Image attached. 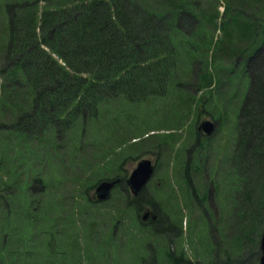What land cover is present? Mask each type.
<instances>
[{
    "label": "trees",
    "instance_id": "1",
    "mask_svg": "<svg viewBox=\"0 0 264 264\" xmlns=\"http://www.w3.org/2000/svg\"><path fill=\"white\" fill-rule=\"evenodd\" d=\"M198 1L0 0V170L5 174L0 186V230L4 236L9 233L3 243L11 239L15 243L3 244L0 254L13 257L16 252L20 264H33L36 244L49 249L62 243L64 264H107L103 263L104 253L107 261L112 257L113 264H121L115 245L124 246L126 237L138 233L141 243L150 238L157 242L161 234L158 216L144 228L136 212L148 202L157 213L159 201L144 188L130 197L126 173L120 168L122 161L133 158L138 150L158 156L167 153L172 158L175 146L182 154L179 163L190 159L193 164L191 174H201L202 163L216 154L221 158L216 179L221 194L227 196L229 240L237 247L234 252L238 253L242 241L258 242L264 229V0H251L248 16L232 15L223 27V37L238 49L249 79L231 143L211 142L200 147L204 158L187 152L184 160L186 148L192 144L185 138L177 141V136L170 135L158 144L142 146L140 132L137 137L124 134L138 117H144L140 105L156 106L160 101L158 110L166 108L168 115L184 103L178 98L182 86L174 77L194 75L196 93L211 85L208 54L212 57L222 45L217 43L220 39H214V32L204 27L207 23L221 30L214 9L218 0H210L205 11ZM243 1L227 0L231 12L240 9ZM221 56L223 65L235 67L230 53ZM186 58L189 64H182ZM199 97H203L202 92ZM229 102V108L234 109V102ZM197 137L192 139L196 147ZM14 152L36 157L38 170L28 168L20 175L18 163L7 165ZM116 178L119 181L108 198L91 200L88 188ZM165 178V185H174L167 174ZM7 189L13 191L8 193ZM80 199L98 206L96 212L83 215ZM132 207L134 217L129 215ZM101 208L110 210L109 217ZM12 214H18L21 223L6 229ZM106 217L110 222L123 223L130 234L121 241L110 224L100 238L96 227L84 221ZM65 219L69 222L64 236L61 222ZM135 228L137 232H133ZM15 233H22L21 237L16 239ZM83 236L85 245L81 243ZM228 254L227 264H231V251ZM183 255L182 248L179 258ZM141 257L138 255L137 264H146ZM210 260L213 257L207 264ZM148 264L182 261L167 258L162 263L159 253L152 249Z\"/></svg>",
    "mask_w": 264,
    "mask_h": 264
},
{
    "label": "rangeland",
    "instance_id": "2",
    "mask_svg": "<svg viewBox=\"0 0 264 264\" xmlns=\"http://www.w3.org/2000/svg\"><path fill=\"white\" fill-rule=\"evenodd\" d=\"M210 2H211L210 0H199L198 4L205 11L206 5L209 4ZM251 2H252L251 0H244L242 2L240 9L233 10L231 12L230 10L231 4L228 5L227 0H218L217 2L218 4L216 5L217 7L216 8L214 7V9H217L218 11V17L216 20L217 23L220 22L221 30L218 27L214 30L212 26L209 27L207 23H205L206 25L204 27V30L207 32L213 31L215 36L214 39L217 40L220 39L221 41L218 40L217 43H219V45H222L215 51V53L216 52L218 53L216 57H215V53L212 54V57L211 54H208V58H209L208 67L212 74L211 85L208 88H202L201 91L196 93L195 91L196 81L194 75H190L187 77L184 76V78H182L181 76L174 77L175 82L180 83L182 86L183 91L182 94L180 95L181 98L180 97L178 98L181 99V101H184V103L180 107L176 108V112L169 113L168 115H165L167 111L166 108H162L158 110L157 107L161 105L160 101L156 104V106L151 105V103L148 106L140 105L142 107L144 117L143 116L138 117L136 123L134 124L131 123L128 129L124 131L125 135L130 134L131 136L137 137L136 134L140 132L138 138L139 136H142L143 141L139 142V144L142 146L144 145L147 146L148 144H154V143L158 144V142H160L165 136H170V135L177 136L178 137L177 141L179 139L185 138V141H187V143L189 144L192 143V144L190 147L186 148L188 151L186 150L184 160H186L187 152L189 153L190 156H194V153L197 152L196 154L197 159L204 158V152L200 147H204V145H207L211 142L213 144H216L218 142H220V144H225V142L231 143L233 141L234 139L233 136L235 131L233 132L232 128L234 129L235 122L237 123V112L239 110L242 99L248 89L249 79L246 73L245 64L242 61L243 58L241 54L238 53L237 55L236 51L238 49L236 50L231 45H228L227 37H223V32H224L223 27L224 26L226 27V25L230 23L232 15H237L238 18L241 16H248L250 12L247 6ZM227 6H229V8ZM241 10L243 12H241ZM234 29L236 30V27H233V30ZM233 51H235V53H233ZM225 53H230L232 58L235 60V67L223 65V62L225 61L222 62L221 55ZM182 64H189L188 59L187 58L184 59ZM247 68L249 70L251 67H247ZM221 77L225 79H221ZM201 92L203 94V97L200 98L199 96L201 95ZM191 95H194L193 99ZM187 100L189 105H187ZM229 101L234 102V109L229 108L230 106ZM237 103H239L238 108L236 106ZM213 114L215 117H213ZM205 119L212 121L215 127L214 129L211 130V132L208 133L207 137L202 136L203 138H201L198 142V147H199L198 148L195 145H193L194 140L192 141V138L195 137L196 135L198 137L200 136V133L202 131L197 132L196 127L198 123H200ZM230 128L231 131H229L228 134L227 130H230ZM192 148L193 150L191 152L190 149ZM175 149L178 150L176 146ZM177 150L172 154V158L170 157L171 155L167 153L158 156L149 151L140 153V150H138V152L134 154L133 158H127L122 161L120 169L123 173H126L127 175L131 171V169L135 166L139 158L149 157L153 159L157 164V174L154 176L153 180L149 183V185L145 190L148 191L146 193L150 192L151 195L157 197L159 201L157 202V205L159 206L163 203L164 200L170 202V200L166 199V197L162 192V188L166 184V180H168L165 178V174H167L170 177L171 183L174 184L175 181L173 178H176L178 180L179 179L178 174H182L185 177H187V174L188 175L190 174L191 166L193 165L192 164L188 168L191 162L190 159H187L184 163H179V158L182 156V154L181 152L178 154L179 151L177 152ZM11 153L12 152L8 153V155H10ZM218 154H221L220 151H218ZM14 155L15 156H13L12 154L13 158L12 157L10 158V160L7 162V165H10L12 162L18 163L19 164L18 168L21 170L20 175H24V171H27L28 168L32 169V171H35V169L38 170L36 166V162L38 160L36 159V157L26 155L22 152H14ZM7 158L8 156H6V159ZM159 159H162V161L158 162ZM220 159L221 158L218 157V155L216 154L214 158L208 159V161L206 160L202 163V165H206L208 167L206 173L208 174V172L210 171V174L207 175L206 180H207V186H210V190H212V196L209 198V203L207 204L208 208L203 207L202 203L200 202V205H197L198 208L197 210L198 211H200V209L203 210V213L208 216V220H207L208 229L205 227L201 228L200 223L194 219V216L192 214L190 213L184 214L183 212L184 217L182 219L183 221L181 220V222H182V231H184V236H183L184 240L182 241V245L185 248L186 255L191 258L192 264H205L206 260H208L205 259V257L202 255H198V256L193 255L192 249H194V246L192 245L191 247L188 241L189 240L188 237L191 235L192 232L195 234L196 237L195 239L197 238L205 239L206 236L207 237L210 236L212 238L213 249L217 250L218 248L224 250L225 253L221 252L217 257L212 256L214 262L213 264H227V262L229 263V261L227 260V254L230 251H231L230 257H232L231 264H259L258 259L260 252L259 249L260 234L258 236V242L256 241L255 245L251 243H245V241H242L244 244L242 243L241 246H239L238 253L234 252L237 249V247L236 248L234 247V244L236 243L229 240V225H228L229 206L227 202V196L226 193L221 194V190H220L221 187L217 185L218 181L216 179V173H215V171L219 169V163H221ZM225 160L226 159L223 160L224 168L226 167ZM0 161H1V157H0ZM37 163L38 165H40V162ZM3 166H6L5 163L3 164ZM0 174H1L0 175V186H1L2 183L1 179L5 178V174L1 173V170H0ZM205 176H202V178L200 179L198 177L197 178L198 180L196 178H192L194 183H196L197 189L200 191L204 190V182L202 179H204ZM171 187L174 193L177 194L179 193V189L176 186H171ZM7 190L8 193H11L13 191V189L10 190L7 189ZM34 190L35 188L32 187L31 191L34 192ZM88 195L89 197H91L92 200L94 197V187L88 188ZM181 198L184 199L183 196H181ZM7 199L9 200L10 198L8 197ZM1 204L5 205L4 203ZM74 205L76 206V203H74ZM79 205L83 208V210L85 209L83 215H89L90 213H95L98 208V206L95 207L93 204L87 203V201L85 200H81V203ZM10 206L12 205L10 204ZM64 206L66 207L68 213L71 212L72 208H70L68 204L65 203ZM146 208L152 209V206L148 202H144L141 205L140 210L136 212L138 214V219ZM100 210H102V212L109 217L108 211L110 210L108 208H104V209L101 208ZM80 214L81 213L78 210V216ZM129 215L130 217L135 216V211L133 207L130 209ZM209 215L212 217L211 220L209 219ZM222 216H223V221L222 219H220V217ZM108 217H106L105 219L103 218L97 219V221H93L91 219L90 220L86 219L84 221L90 222L94 227H96L97 234H101L100 238H102V235L104 236L106 234L104 230L105 229L107 230V226L110 224L113 227L114 232L118 233V235L121 236L122 238L121 241L124 239V237L130 234V229L124 228L123 223H118L115 221H114L115 223L110 222V219H108ZM81 218L84 219V216H82ZM127 221L128 220H126V222ZM0 222H2L0 223V227H1L3 226V221L0 220ZM17 222L18 224L21 223L20 216L18 214H12L9 216V223H8L9 225L6 224L4 225V227H7L6 229H9L10 226L12 227ZM68 222L69 221L67 219L61 222L64 225V230H65L64 236L68 232ZM72 223L73 224L75 223L74 220ZM214 223L216 224V228L213 227ZM58 224L60 223L58 222L57 226ZM137 230L138 229L135 228L133 232L134 231L137 232ZM47 232L49 231L47 230ZM21 234L22 233H15L14 235L16 239H18L21 237ZM135 234L136 237L129 239L126 237V239L123 241L124 246L120 247L121 245L119 246L118 243L115 245L116 248L119 247V250L116 252V256H117V260L121 264H137L138 255L141 257L144 254H145V258L141 257V262L144 261L147 263L150 260V256L152 254V250H151L152 247L154 248V250L156 249V251L158 250L161 251V247H162L161 241L150 243L151 247L149 244L142 245L140 242L141 240L139 241L137 238L139 236V235L137 236L138 233ZM36 235L38 236L37 233ZM8 236L9 233H7V235L4 236L2 231L0 230V247H2L3 244L4 246H9V244L11 245L15 244L13 242V239L3 243L4 239ZM83 238L84 236L81 239L82 241L81 243L85 245L86 241ZM185 240H187L188 242ZM138 243L142 248L138 246ZM34 248H35V252L32 254L33 264H64V259L62 255L63 252L62 243L55 248H54V244H52V247L50 246L49 249L41 244H36ZM66 251L67 248L65 249V253ZM4 252H6L5 249ZM2 254H0V264H9V261L11 260H12L11 264H20V259L17 258V256H15L16 252L14 253L13 256L15 257V259H13V257H6ZM106 254L107 253H104V255L102 256V259L104 260L103 263L108 264L109 262L113 264L112 257L109 258V260L107 261ZM1 257L3 258L1 259ZM14 260H16L17 263ZM5 261H7V263H5ZM234 261L236 262L234 263Z\"/></svg>",
    "mask_w": 264,
    "mask_h": 264
},
{
    "label": "flooded vegetation",
    "instance_id": "3",
    "mask_svg": "<svg viewBox=\"0 0 264 264\" xmlns=\"http://www.w3.org/2000/svg\"><path fill=\"white\" fill-rule=\"evenodd\" d=\"M198 127H199V123L197 124L196 131L197 132L202 131ZM205 135L206 134L202 131L199 137H197L196 135L194 138L196 137L200 138ZM191 165L192 164L190 163L188 168ZM203 166H204V171H206L207 166L206 165ZM207 175L208 174H206L205 178L203 179L204 180L203 191L198 190L196 183H194V181L192 180V178L197 179L200 176L199 173H194V174L190 173L189 175L187 174V177H185L182 174L178 175L179 179L178 180L176 179L177 182L175 185L179 189L178 194L173 192L171 186L164 185V187L162 188V192L164 196L166 197V199L170 200V202L164 200L163 203L159 205V211L157 212L158 219H160L159 224L161 225V235H160V240L162 243L161 252L164 255H166V258H176L181 260L182 264H192V260L190 257L189 259H186V256L183 255L182 256L183 259L179 258L181 255V246H180L181 227L179 221L182 212L190 213L194 216V219L200 223L201 228L205 227L208 229V225H207L208 216L204 214L203 210H201L200 208H199L200 211L197 210L198 209L197 205H200V202L202 203L203 207L208 208L207 204L209 203V198L212 196V190H210V186H207V180H206ZM146 188L147 186L144 187V189ZM127 190L130 193L128 187ZM181 196H183L184 199H182ZM211 218L212 217L209 215L210 220ZM220 219H222L223 221V216L220 217ZM142 221L143 223L151 224V222L153 221L152 214L149 213L145 219L142 218ZM213 227L216 228L215 223L213 224ZM188 238H189L188 241L190 243L189 245L191 247L192 245L194 246V249H192L193 255H197V256L202 255L205 257V259H209L212 256H216V257L219 256L221 252L225 253L224 250L222 249H218V248L217 250L213 249L212 238L210 236L209 237L206 236L205 239L202 238L195 239L196 238L195 234H191ZM210 263L213 264V260H210ZM205 264H207V262Z\"/></svg>",
    "mask_w": 264,
    "mask_h": 264
},
{
    "label": "water",
    "instance_id": "4",
    "mask_svg": "<svg viewBox=\"0 0 264 264\" xmlns=\"http://www.w3.org/2000/svg\"><path fill=\"white\" fill-rule=\"evenodd\" d=\"M213 126H214L213 122H211L208 119H205L199 124L198 128L202 129L205 133H209L213 129ZM153 171H154V164L150 158L143 157L136 162L135 166L132 168V170L130 171V173L127 175L126 178V183L129 186V189L133 195H136L142 189V187L152 176ZM117 181L118 179L100 181L96 185L94 190V194L97 197V199L100 200L105 199L109 193V190ZM148 214L149 212L146 211L142 215V218L145 219ZM259 249H260L259 264H264V229L261 231L260 234Z\"/></svg>",
    "mask_w": 264,
    "mask_h": 264
},
{
    "label": "bare ground",
    "instance_id": "5",
    "mask_svg": "<svg viewBox=\"0 0 264 264\" xmlns=\"http://www.w3.org/2000/svg\"><path fill=\"white\" fill-rule=\"evenodd\" d=\"M158 244V243H157Z\"/></svg>",
    "mask_w": 264,
    "mask_h": 264
}]
</instances>
